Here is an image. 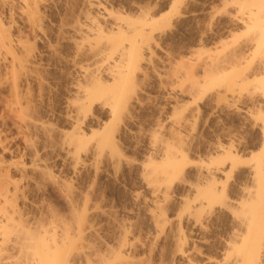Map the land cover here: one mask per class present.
<instances>
[{
    "label": "rangeland",
    "instance_id": "obj_1",
    "mask_svg": "<svg viewBox=\"0 0 264 264\" xmlns=\"http://www.w3.org/2000/svg\"><path fill=\"white\" fill-rule=\"evenodd\" d=\"M96 1L100 8L90 10L85 0H0V24L9 31L15 52L23 56L32 50L33 54L28 73L19 71L24 76L18 72L22 75L19 89L23 95H28L26 89L30 87L32 105L28 104L23 113L17 110L27 120L21 122L16 110L9 113L12 109L5 105L13 98L11 81L5 83L3 79L5 84L0 87V160L10 166V179L19 188L13 200L29 215L42 218L47 208L53 213L56 210L58 216L70 217L72 212L66 204L73 201L80 216H85L87 231L93 234L89 235L88 244L95 251L101 250L97 253L102 252L96 257L99 261L104 253L112 251L113 255V250L126 243L125 259L134 264H225L221 260L223 238L232 230L231 208L239 211V200L257 193L259 182L249 172L255 170L258 156L264 155V151L260 152L264 145V91L260 84L263 74L250 73L242 81L230 72L235 67L240 69L231 51L246 37L239 21L246 16V10L243 12L238 3L242 0ZM34 3L38 9L31 17L26 4ZM105 10L133 18L153 12L155 18L163 20L145 28L151 49L145 50V45L140 66L130 76L135 97L131 111L111 121V130L108 127L106 132L113 135V142L101 146L99 135L93 131L110 123L111 113L94 102L93 107L85 109H89L86 115L83 111L79 117L75 103L77 85L90 83L85 73H104L107 62L101 54L93 57V47L100 38H80L73 27L83 23L84 14L90 12L100 17L105 31L109 30L117 20ZM20 39L25 44L23 52L24 44H17ZM102 48L96 47L102 53L107 51ZM3 59L0 56L2 75L7 63ZM204 60L209 61L210 67L213 61L217 67L212 65L214 70L221 68V72L232 74L222 84L193 90L189 65ZM199 66L194 70V79L205 85L209 75ZM29 118L37 121V126L28 128L25 122H31ZM76 122L87 137L83 147L71 139ZM220 143L231 146L240 161L238 168L220 175L218 183L226 184V201L232 212L214 208L204 213L207 227L197 225L189 209L193 184L199 169L217 165L211 163V157L218 155L216 146ZM168 144L183 151L189 163L168 189V201L163 202L166 185L155 192L149 162H159ZM36 158L51 177L30 171L25 175L17 168L18 164L30 166ZM161 210L167 218L162 232L152 215ZM104 255L103 258L109 254Z\"/></svg>",
    "mask_w": 264,
    "mask_h": 264
},
{
    "label": "bare ground",
    "instance_id": "obj_2",
    "mask_svg": "<svg viewBox=\"0 0 264 264\" xmlns=\"http://www.w3.org/2000/svg\"><path fill=\"white\" fill-rule=\"evenodd\" d=\"M85 1L90 10L100 8L99 3L96 0ZM238 3H240L239 5H241L240 7H242L243 12H245L246 10V12L244 13L246 16H241V18H239V21L243 25V32L246 37L242 42L238 43L236 47H234V50L231 51V55L233 56V58L237 59L239 62L234 63H236V65L240 64V69H238L237 71L235 70L236 67L234 66V71L232 70V68L230 69L232 70L230 72H234V74H237V76L239 75L240 79H243L242 81L249 78L250 73L256 74L258 72L257 75L263 74L260 77V84L264 91V0H242ZM26 5V9L31 12L28 13L31 14V17H34V13L36 12L35 9H38V4L35 5L34 3ZM113 12L114 11H107V14L109 16H116L115 19L117 21H119L120 19L121 20L119 22L116 21V23H114V25L109 30L105 31L101 25L100 17L98 15L95 16V14L93 15L90 12L84 14L85 21L83 23H78L73 27L74 33L76 35H79L80 38H90L92 36L100 38V41L98 40L99 42L94 45L95 47H93V49H95L93 50L91 48L94 52L93 57H99L101 54L104 59L101 60L107 62L106 64L108 65H106V68L104 69L105 72H102L103 74L99 72H96V74H94L93 71L86 72L85 76L83 75L85 79L90 83H87V85L85 86H82L81 84L80 86V82L79 85H77L79 87L77 89V102L75 103L77 105V110L75 109V113L77 112L76 114L79 115V117L80 113H83V111L86 115V112L89 111V109H87L86 111L85 109L91 108L94 102H98V104L101 105L102 110L108 109L109 114L111 113L110 115L112 119L110 120V123H106L103 129L99 130L103 133L99 131H93L94 135L95 133L99 135V137L98 135L97 137L100 139L98 140L101 143V146L112 144L113 141H111V139L113 135L109 132H106V129L109 127L108 129L111 130L109 126L112 123L111 121H113L118 115L125 113V111L127 112L132 106V100H134L133 98H135L132 96L133 88L131 86L130 76H132L134 70H136V68L140 66V61L144 57L143 50L146 47L145 45L147 44V48L145 50L151 49V47H148V45L151 44H149L150 41L148 39L150 35L146 33L147 30H145V28L149 24H152V27H154L155 24L158 25L162 22L161 20H163L159 18L157 19V17L155 18V14L153 12L151 14L148 11L146 15L143 13L144 16L138 18H133L128 15L123 16L121 12ZM121 21H123L124 24ZM129 32H132V34L130 35ZM101 42L103 43L102 45ZM17 44L23 45L24 42L20 39L19 41H17ZM76 44L78 43L76 42ZM97 45L98 47L103 46L107 51L103 53L100 52V48L96 49ZM14 47L15 43L9 31L2 24H0V56L1 58H4V61H7L5 65L6 71H4L3 75L0 73V87L3 86L4 81L5 83H9L11 81V83L9 84L12 87L11 92L13 93V98L9 97L10 100L7 101L8 104L5 105H7L8 107L10 106L13 110H11L9 113H15L16 110V114L18 117V115L20 116V114L23 113L22 110L26 108L30 101L28 96L30 95V87L26 89L28 97L26 96L25 91V95H23V92L20 90V76L24 75L20 72H27L28 69H30V63L31 66L33 64V61H31L30 57H32L33 54L30 53L32 52L31 50L30 52L25 51V54L23 56H18L21 52L17 54ZM22 47L21 48L23 52V49L25 50V44ZM104 48H102L101 50L104 51ZM27 50H30V48H28ZM150 54L152 53L150 52ZM206 61L204 60V64H198L196 61V63L194 62L189 65L193 71V77L191 78L193 84V87H191L192 89L194 88L193 90H195L196 88V90H202L204 88L206 89V87H211L212 85L217 83L222 84L224 81H226V77L232 74L226 72L225 70L224 72H221V68L218 70H214V67H212V65H215V63L211 60L213 62V64L211 62V67L213 68L212 69L208 64L209 61L207 63ZM199 65L203 67L204 73H208L209 75V78L206 81L205 85H200L199 82L194 79V70H196ZM18 72L22 75H18ZM104 74L106 76L102 78V75ZM23 98H25L24 101ZM73 107H75V105ZM17 110H19L18 112L21 113L18 114ZM26 114L27 117L28 115H30L29 112ZM127 114L130 115V113ZM85 115L83 114V116L81 115V117L83 118L85 117ZM23 116L25 117L22 118L20 116L22 118V120H20L21 122H23V119H26V115L23 114ZM30 120L31 122H29V120L28 122H25V125L28 128L37 126L36 120L35 123L32 122V119ZM77 122L75 123L76 125L73 128L74 130L71 139L75 140L79 145L82 144L83 147V144H86L87 142V137H85V134L81 131V127ZM216 147V152L218 153V155L211 157V163L217 162V165L213 167L207 165L206 168H201L198 170L196 174L197 182L193 184V201L192 204H189L191 217L194 218V221L195 223H197V225L201 226L204 225L203 216L205 215V212L207 213V211H211L214 208H220L225 210L228 209L229 212H232L230 211L231 205H229L227 203L228 201H226V184L218 186V183L220 182V175H224L225 173L231 172L234 169L238 168L240 161L236 153H234L235 151L233 152L234 149L231 148V146H225L223 143H220ZM262 151H264V145L262 146L260 152ZM74 156L72 157L74 158ZM78 159L79 157H77V160ZM150 160V181L152 180L151 182L155 183L153 184L155 186V192L161 191L162 185H166L165 192L162 195V201L167 202L169 199V195L167 193L168 189H171L170 187L172 186L174 180L178 179L184 174L185 166L187 163H189L188 156L186 157V154L183 151L176 150L174 145L168 144L167 152L159 162H155L152 159ZM37 161L39 160H37L36 158L35 161L33 160L31 165L28 167L26 164H18L17 168H19L20 171H22L24 174H27V171H30L32 174H40L45 178L51 177L48 175L49 171L47 172L44 167ZM2 162L3 161L0 160V264H134L132 261L127 262L129 260L127 259V257L125 259V247L127 245L126 243H123L122 246L115 249L116 251L113 250L114 248H111L114 252L112 253L113 255H110L112 251L110 253H106L107 255L109 254V257L107 255H104V253L103 255L107 256L104 257L106 259H104L102 255L101 261H99L98 259L96 260V257H99L102 252L100 254L97 253L101 250L95 251V249H93V247L88 244V237H91L89 235H91L92 233L89 230L87 231V228L85 226L87 223L84 225V223L86 222L84 220L85 216H80V213L77 211L78 209H76L77 206L75 207L74 203H72V200V202L69 201L66 204L68 206L67 209L72 212L71 214L69 213V216H71H67L68 218L65 215V218L62 215L58 216L59 213L56 210L53 213L54 210L52 208L51 209L53 211H50L47 208L46 214H44V216L50 215V218L47 216L46 218L44 216L43 218L37 216L34 217L25 212L23 208L21 209L17 205V202L13 200L15 199L13 198L15 195L13 196V194H16L19 188L17 184L11 181L12 179H10V166L8 165L7 167L3 165ZM249 175L254 178L256 177L259 182V188L255 195L249 194L250 196L248 197V199L243 198L239 200V205L241 204V208L239 211L231 208L234 212V214L231 213L233 215L232 230L225 239L223 238L224 241L221 240L224 244L222 253L223 259L221 260H224L225 264H264L263 154L258 156L255 170L253 172L250 171ZM249 175H247V177H249ZM47 210L49 211V213L51 212V214H47ZM162 210L152 213L153 219L156 222V225H158L156 227H159L160 230L162 229L161 232L165 228V221H167V218H165L164 212H162ZM106 251L108 252V250ZM96 261L99 262L97 263ZM188 261L190 262V260ZM208 262L210 261L208 260ZM192 263L194 264V262H191L189 264Z\"/></svg>",
    "mask_w": 264,
    "mask_h": 264
}]
</instances>
